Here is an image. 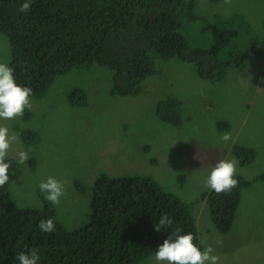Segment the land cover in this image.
<instances>
[{"label": "rangeland", "instance_id": "rangeland-1", "mask_svg": "<svg viewBox=\"0 0 264 264\" xmlns=\"http://www.w3.org/2000/svg\"><path fill=\"white\" fill-rule=\"evenodd\" d=\"M192 14L195 19L181 27L186 46L208 49L219 41V30H230L232 38L217 59L239 58L241 66L214 82L201 78L192 62L173 56L157 61L137 94L124 96L111 93V70L98 63L57 75L44 97H30L31 107L12 119L10 135L18 140L8 151L10 193L18 207H40L46 195L40 181L52 176L65 182L60 203H50L57 220L74 230L90 219L92 187L101 173L148 175L190 207L198 241L214 248L218 264H264V181L256 179L264 173V0H194ZM10 54L0 33V62L9 63ZM80 92L85 102L73 103ZM167 96L180 102L179 125L156 113L158 100ZM18 128L32 131L33 139L26 143ZM225 132L231 133L227 143L220 140ZM234 137L256 155L237 164L236 176L250 184L241 190L231 230L221 233L201 194L209 189L205 181L218 157L238 160L228 150ZM20 151L29 157L23 165L14 160ZM147 262L158 264L153 256Z\"/></svg>", "mask_w": 264, "mask_h": 264}, {"label": "trees", "instance_id": "trees-1", "mask_svg": "<svg viewBox=\"0 0 264 264\" xmlns=\"http://www.w3.org/2000/svg\"><path fill=\"white\" fill-rule=\"evenodd\" d=\"M22 2L0 0V33L10 44L9 66L16 82L30 87L35 99L44 97L54 78L74 66L104 65L112 73L111 93L124 96L137 94L143 80L156 72L157 61L173 56L192 62L201 78L214 82L242 65L239 58L217 59L232 38L230 30H219V41L208 49L186 46L181 27L195 19L194 0H32L27 13L18 11ZM84 102L83 96L73 101ZM156 107L161 120L180 124L177 99L167 96ZM18 133L26 143L33 139L30 130L18 128ZM232 151L241 165L256 155L255 149L237 144ZM8 174V183L0 187V264H19V254L31 248L38 249V264H149L156 248L177 231L191 232L200 246L190 207L148 175L101 173L92 187L89 221L68 230L46 199L40 207H18L10 193L11 168ZM235 179L238 183L228 193L208 189L201 194L222 233L231 230L241 190L250 184L240 176ZM256 179L264 181V173ZM165 213L173 222L158 232L155 225ZM45 219L53 220L55 232L39 229Z\"/></svg>", "mask_w": 264, "mask_h": 264}, {"label": "clouds", "instance_id": "clouds-1", "mask_svg": "<svg viewBox=\"0 0 264 264\" xmlns=\"http://www.w3.org/2000/svg\"><path fill=\"white\" fill-rule=\"evenodd\" d=\"M31 2L32 0H23L18 11L27 13L30 10ZM224 3L230 4L231 0H224ZM13 72L14 69L9 66L8 62H0V119L2 120L22 117L25 109L31 107L29 98L32 95V89L18 84ZM17 140V134L9 135V128L0 125V187L9 181L8 151ZM220 140L227 143L231 140V133H223ZM28 159L27 153L20 151L14 160L23 165ZM238 163L235 157L230 159L218 157L205 181V187L213 190L216 194L230 192L238 183L235 179ZM64 185L65 182L49 176L46 180L40 181L38 187L41 193L46 194L45 199L47 201L58 205L61 196L65 194ZM172 222V219L165 213L160 216L158 224L155 225V230L159 232L166 226H170ZM38 227L46 233L56 230L52 219L41 220ZM193 241L194 235L191 232L186 234H179L178 231L172 233L156 248L153 259L158 264L160 262H167V264H218L219 258L214 254V248L210 244L201 239L200 246H198ZM18 260L19 264H38L40 260L38 249L31 248L22 251Z\"/></svg>", "mask_w": 264, "mask_h": 264}, {"label": "crops", "instance_id": "crops-1", "mask_svg": "<svg viewBox=\"0 0 264 264\" xmlns=\"http://www.w3.org/2000/svg\"><path fill=\"white\" fill-rule=\"evenodd\" d=\"M8 121H11V123L10 124H6V125H2V126H7L8 128H9V135H10V133L12 132V131H14V129L12 128V120H8ZM2 121H0V123H1ZM1 125V124H0ZM197 141V140H196ZM198 142V141H197ZM234 144H237V145H240V144H238V143H236V141H235V137H234V139H233V141H232V144H231V146L230 147H228V150H230V151H232V146L234 145ZM240 146H242V145H240ZM243 147H251V146H243ZM251 148H253V147H251ZM193 159V162H194V159L195 158H192Z\"/></svg>", "mask_w": 264, "mask_h": 264}]
</instances>
